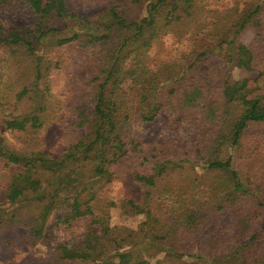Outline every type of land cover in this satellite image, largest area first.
<instances>
[{"label":"trees","instance_id":"1","mask_svg":"<svg viewBox=\"0 0 264 264\" xmlns=\"http://www.w3.org/2000/svg\"><path fill=\"white\" fill-rule=\"evenodd\" d=\"M21 13L36 19L12 27L0 20V44L35 63L30 86L16 93L18 102L32 100L30 112L0 120V168L17 167L0 202V253L21 238L33 246L50 239V219L69 230L88 217L82 237L35 263L153 264L149 257L164 252L172 264H264V0L242 8L114 0L93 15L73 12L66 0H0V18ZM198 23L205 27L190 50L150 65L161 38L182 41ZM72 42L89 50L69 95L85 132L53 156L40 146L53 113L39 84L60 67L50 51ZM234 68L245 76L236 79ZM6 93L0 84V103ZM161 117L157 134L135 131V120ZM11 133L23 135L20 144ZM122 167L144 187L140 198L122 201L128 213L145 215L137 229L112 225L99 193Z\"/></svg>","mask_w":264,"mask_h":264},{"label":"rangeland","instance_id":"2","mask_svg":"<svg viewBox=\"0 0 264 264\" xmlns=\"http://www.w3.org/2000/svg\"><path fill=\"white\" fill-rule=\"evenodd\" d=\"M114 0H66L69 8L77 14L93 15L103 10L108 3ZM221 6L226 2H232L238 8H242L248 0H211ZM36 17L30 14H7L3 15L0 20L6 27L14 25H26L33 22ZM60 28L65 27V23H59ZM205 25L198 23L194 26L189 35L182 41H177L171 35H166L154 45L150 51V65L156 66L161 60H170L179 57L184 51L190 50L195 44L198 30H202ZM245 40H252V34L248 32L244 36ZM199 40V39H198ZM15 50L6 48L0 44V84L4 91H7L6 98L0 103V120H4L13 116H19L23 113L30 112L33 105L32 100L23 99L16 100V93L25 85L30 86L34 78V61L25 56L22 51L15 53ZM41 52H46L45 50ZM59 50L50 51V55L58 58L60 67L56 68L55 63L45 73L44 78L40 81L39 89L49 98V111L53 113V117L46 123L43 134L40 135L41 148L53 156L62 155L67 148L73 144L84 132L85 129H77L76 120L69 104V95L72 86L73 76L77 64L80 60L85 59L89 55V50L84 48L81 43H68L60 47ZM48 54V53H46ZM48 56V55H47ZM246 72L233 69V75L236 79L244 77ZM2 81V82H1ZM130 95L134 96L135 91L131 88ZM17 103L18 105H16ZM166 117H161L152 122H142L137 119L134 121L135 131L140 134H157L161 130V124L164 123ZM12 143L18 145L23 138L20 133H11L8 135ZM1 160V158H0ZM17 171V167L10 166L7 169L0 168V202L5 199L6 185L12 175ZM103 198L110 203V223L112 225H122L133 229L139 228L140 224L145 220L144 214L133 215L128 213L123 206V199L127 193L132 194L136 198H140L144 193L142 184L136 182L132 173L125 167L117 168L116 178L106 184L99 190ZM67 210V207L60 209V212ZM90 220L88 217L78 220L72 229L65 230L62 227H56L50 219L47 224L51 228L48 230L50 239H44L36 245L21 238L15 242L10 249L6 248L0 253V264H38L35 258L46 257L55 249L57 243L80 238L88 227ZM4 249V248H3ZM146 253V252H145ZM153 254V253H152ZM147 257L148 255L146 253ZM150 261L155 264H172L168 260L164 252H158L149 257ZM193 257L187 256L185 261H191ZM180 264V263H175ZM182 264V263H181Z\"/></svg>","mask_w":264,"mask_h":264}]
</instances>
